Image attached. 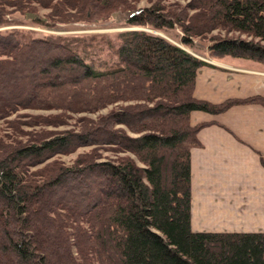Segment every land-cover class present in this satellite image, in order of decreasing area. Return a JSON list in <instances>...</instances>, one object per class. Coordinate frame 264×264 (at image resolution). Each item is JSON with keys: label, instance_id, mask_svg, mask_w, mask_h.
Segmentation results:
<instances>
[{"label": "trees", "instance_id": "obj_1", "mask_svg": "<svg viewBox=\"0 0 264 264\" xmlns=\"http://www.w3.org/2000/svg\"><path fill=\"white\" fill-rule=\"evenodd\" d=\"M181 1L138 7L137 0H0V27L21 24L8 15L32 3L49 9L46 20L34 18L47 27L100 26L126 13L123 26L174 33L193 49L199 42L212 59L264 64V0ZM104 56L110 65L97 67ZM206 64L144 29L89 36L0 31V119L10 128L26 133L24 120H8L23 109L94 113L113 105L96 120L79 118L77 129H44L25 140L0 136V264H264V232L190 227V150L208 124L192 125L190 113L264 106L258 95L196 98L197 70ZM67 118L26 123L59 126ZM82 146L94 148L71 165L48 160ZM100 149L126 154L103 160Z\"/></svg>", "mask_w": 264, "mask_h": 264}, {"label": "crops", "instance_id": "obj_2", "mask_svg": "<svg viewBox=\"0 0 264 264\" xmlns=\"http://www.w3.org/2000/svg\"><path fill=\"white\" fill-rule=\"evenodd\" d=\"M195 50L208 57L205 46ZM206 63L197 70L196 98H264L263 64L229 57ZM189 120L208 123L190 150L191 229L264 232V106L238 104L217 114L195 110Z\"/></svg>", "mask_w": 264, "mask_h": 264}, {"label": "rangeland", "instance_id": "obj_3", "mask_svg": "<svg viewBox=\"0 0 264 264\" xmlns=\"http://www.w3.org/2000/svg\"><path fill=\"white\" fill-rule=\"evenodd\" d=\"M181 2L184 3L185 1L182 0ZM148 4H149V0H137V2H136V5L138 7L146 6ZM27 13L36 15L34 18H42V19L46 20V18L48 17L49 9L39 6L37 3H32L30 6H28V8L24 9L22 12L14 11L12 14H10L8 16L9 17L12 16L16 19L23 20L21 22V24H7L5 26H1L0 31L9 30L12 28H18L21 30L32 31L33 34L36 36L37 35H46V34L47 35L48 34H62V35H80V36L85 35V36H89V35H93V34L94 35H96V34L113 35L115 32H118L121 30L144 29V30L150 31L154 34L165 37L169 41L175 43L176 45L180 46L181 48H183L187 52L193 54L194 56H196V57H198L204 61H206V60L209 61L210 59H212L209 56L207 57L205 55L198 53L193 48L186 47V46H183L182 44H180L178 42V40L176 39V36L173 35L174 33H172V35H167L161 31L152 30L150 28L123 26L122 25V22H123L122 19L124 18V15H126V13H123V14L118 13V15L116 14V16L110 17L109 20L104 21V23H101L100 26H97L94 23L74 22L71 24H63V23L58 22L51 27H49V26L47 27V26L35 23L34 18H31L30 16L29 17L26 16ZM225 35L226 34L222 32V36H225ZM227 36L239 37L241 39H246V40L250 39L249 37H245L244 35L239 36V35L233 34V33H227ZM196 46L203 48V44H201L199 42L196 43ZM97 60L99 62V64L97 63V67L102 68L104 66L110 65V58L107 56H104L101 59H97ZM112 107H113V105L108 106L107 108H104V109H102L98 112H94V113H88V112L71 113V112H64L60 109L59 110L23 109V110H20V111L14 113L10 117H8V120H15V121L24 120V121H22L23 124L21 123L20 128L22 131H24L26 133H22L21 131L16 130L15 128L14 129L10 128V125L7 123L8 122L7 120L5 121V120L0 119V136L5 138L7 135H9V136L17 137L18 139H21V140H25L27 138L28 133L31 134V133H34V132H37L40 130H44V129L49 130V131H54V132H59V131L72 129V128L77 129L78 127H76V126H77L79 118L87 117V118L96 120L100 115L106 114L109 111V109H111ZM55 114H58V115L64 114L68 118L65 119L66 122L64 124L59 125V126H51V125H43V124L40 125L39 123L37 125L30 126L26 123L27 121H29L32 118L37 117V116H49V115H55ZM92 148H94V146H86V147L82 146V147L77 148L74 152H72L70 154L55 155L48 160H50V161L51 160H60L65 165H71L73 160L78 156V154L83 153V152H89ZM99 152L102 155L101 159H103V160H105L107 158L114 159L117 155L126 154V153H119L118 154V153L111 152L110 150H104V149H100ZM130 156L133 157L132 154ZM41 166H42V164H40L37 167H32V169L35 170Z\"/></svg>", "mask_w": 264, "mask_h": 264}, {"label": "water", "instance_id": "obj_4", "mask_svg": "<svg viewBox=\"0 0 264 264\" xmlns=\"http://www.w3.org/2000/svg\"><path fill=\"white\" fill-rule=\"evenodd\" d=\"M26 16H27V17H29V16H30L31 18H34L36 15H34V14H28V13H27V15H26Z\"/></svg>", "mask_w": 264, "mask_h": 264}]
</instances>
